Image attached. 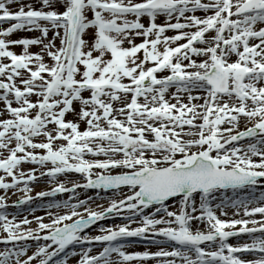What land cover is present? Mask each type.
<instances>
[{
	"label": "snow or ice",
	"instance_id": "snow-or-ice-1",
	"mask_svg": "<svg viewBox=\"0 0 264 264\" xmlns=\"http://www.w3.org/2000/svg\"><path fill=\"white\" fill-rule=\"evenodd\" d=\"M37 4L0 0V264H264V0Z\"/></svg>",
	"mask_w": 264,
	"mask_h": 264
},
{
	"label": "rangeland",
	"instance_id": "rangeland-1",
	"mask_svg": "<svg viewBox=\"0 0 264 264\" xmlns=\"http://www.w3.org/2000/svg\"><path fill=\"white\" fill-rule=\"evenodd\" d=\"M195 14L198 15V16H203L204 15V13L202 11H197ZM142 22H144L145 24L147 23L146 20H142ZM163 22H164V19L156 20V23H158V24L159 23H163ZM173 33H175V32H173ZM38 35H39L38 32H36V34H34V35H31L29 33H26L25 31L21 30V31H17L15 34H13L11 38H13V39H16V38H33V37H36ZM89 35H91V33H89ZM49 37H51V33H49ZM85 38L87 39L88 37L86 36ZM137 41H140V40L136 39L135 42H137ZM180 42L183 43L184 41H180ZM197 46H199V45H197ZM34 49L36 51H39L38 46H30L29 51L33 52L32 50H34ZM13 50L16 53H20L22 51V47L21 46H16V47L13 48ZM195 59L198 60L200 58L196 57ZM233 59H234V57H233ZM45 60L47 62V57H45ZM165 74L166 73H158L157 75L158 76H162V75H165ZM169 91L171 92L172 89H170ZM66 118L69 119V120L74 119L72 114L67 115ZM80 127L84 128L85 125L83 123H81ZM242 127H243V122H241V128ZM34 167H36V166L32 165V164H22L21 165V170H25L26 171L27 169L34 168ZM60 180L72 181V182H82L81 177H80L79 174H72V173L68 174L66 177L61 176ZM52 186H54V185H52ZM262 186H264V180H260L258 182V186H257V188H256V190L254 192V194L256 196H259L260 192L264 191V187H262ZM29 187L31 188V192L29 193V195L34 196L37 191L48 190L50 185L48 183L47 177H44V178L38 179L35 182L30 183ZM35 188H38V189L34 190ZM121 191L124 192V191H126V189H122ZM77 192L79 193V198L80 199H84L86 196L87 197H93V200L90 202L89 206L91 208H93L94 210H98V211L102 210L103 207H107L108 203H109V198L113 197V193L104 192L103 190H101L99 192V196H97V191L94 190V189H89V190L77 189ZM3 194H4L3 190H0V195H3ZM68 195H69L68 193H65V194H62V195H58L57 197H55V199H66ZM224 195L229 197V198L233 197V193L230 190L225 192ZM235 195L237 197H243V196H246V195L247 196H251V195H253V192L247 191V189H244V190L238 191ZM8 196H9V198L7 200V203L9 205H12V203L14 201H16L17 199H19V198H21L23 196V193L10 189L9 193H8ZM114 198L120 199L122 197L119 196V195H116ZM49 199H52V198L46 197V198H44V201H47ZM40 203H42L41 200H33L31 207H36ZM169 203H171V202H169ZM97 205H101L102 207L101 208H97ZM28 208H29V205L24 204V205H21L19 209L15 208V207H9L8 208V212L12 213L13 215H16L17 219L22 218L25 214H28V218L29 219L32 218V215L44 216V211L42 209L37 208V211H35V213L29 214L28 213ZM150 210L151 209L146 210L145 214H147V212L150 211ZM227 211L231 214L233 209H227ZM17 213H19V214L17 215ZM217 214H219V213H217ZM45 220H47V218H45ZM121 223H126V221H124V220L120 219L119 217H117V218H114V219H106V220H103V221H99V222H97V225H101L102 224V225L107 226V225H116V224H121ZM31 226L35 227V224H32ZM131 226L132 227H136L137 225L133 224ZM195 227H196V225L193 224V228H195ZM92 228H94V229L89 231V235L98 234L97 230H96V226L94 225ZM129 239L130 240H137L138 238H129ZM235 242H236L235 238H229V243H235ZM29 243H32V242H29ZM0 248H2V245H0ZM76 250L79 251L78 248ZM98 250H99L98 248L94 249V251H98ZM143 250H145V244L143 242L131 243L125 249V251H128V252L143 251ZM148 250L149 251H155L157 249H156L155 246H150L148 248ZM78 258L79 257H70L68 259V261H67V264H76V260ZM132 264H135V262H132ZM147 264H155V261L149 260V261H147Z\"/></svg>",
	"mask_w": 264,
	"mask_h": 264
},
{
	"label": "bare ground",
	"instance_id": "bare-ground-1",
	"mask_svg": "<svg viewBox=\"0 0 264 264\" xmlns=\"http://www.w3.org/2000/svg\"><path fill=\"white\" fill-rule=\"evenodd\" d=\"M21 2L22 3H32L34 6H38V4H37V0H21ZM13 8H15V5H13L12 6ZM0 26H2V27H6L7 25H0ZM258 26H264V25H258ZM26 33H29V34H31V35H34V34H36V32L35 31H33V32H27V31H25ZM171 33H173L172 31H171ZM170 33V34H171ZM139 41H137L136 43H138ZM13 50V49H12ZM14 51V50H13ZM33 52H37L35 49L34 50H32ZM32 99L33 100H35V97H32ZM67 115H69V114H66V116ZM73 116V115H72ZM66 118V117H65ZM67 119V118H66ZM51 127V126H50ZM80 129L81 130H83L84 128H82V127H80ZM86 158H91V157H86ZM38 188H35L34 190H37ZM247 191H249V190H247ZM230 214V213H229Z\"/></svg>",
	"mask_w": 264,
	"mask_h": 264
}]
</instances>
